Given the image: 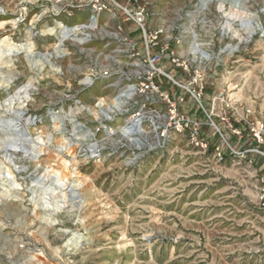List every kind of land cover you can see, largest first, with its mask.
Listing matches in <instances>:
<instances>
[{"label": "rangeland", "instance_id": "obj_1", "mask_svg": "<svg viewBox=\"0 0 264 264\" xmlns=\"http://www.w3.org/2000/svg\"><path fill=\"white\" fill-rule=\"evenodd\" d=\"M0 264H264V0H0Z\"/></svg>", "mask_w": 264, "mask_h": 264}, {"label": "built area", "instance_id": "obj_2", "mask_svg": "<svg viewBox=\"0 0 264 264\" xmlns=\"http://www.w3.org/2000/svg\"><path fill=\"white\" fill-rule=\"evenodd\" d=\"M125 11L128 15V19L133 20L146 34V30H145V19L147 13L146 9L144 7H139L137 8L136 11H130L126 9ZM193 54L197 55L198 53L193 52ZM170 56L168 55V58H170ZM164 57H165L164 51L153 54L148 53V58H147L148 69H146V72H144L143 74H140L139 71H137L138 74H136V75H143L144 76L143 80L139 83V85H133L129 91L128 90L125 91L124 92L125 94H122L121 96L130 101L133 99V97L137 96L138 99L136 100H138V102L137 101L135 102L133 100L136 104V107H170L171 113L174 115V117H176L177 107H183L186 104V96L183 93V91H185L190 93L192 97L196 100V102L199 104V107H202L204 109V105L201 100L202 92L192 90L190 86H182L180 81L176 80L173 76L166 74L163 68L157 67V65H159L162 62ZM201 59L207 60L209 59V57L203 56L201 54ZM172 62L178 64L179 66H185L186 68H188V64L185 61L179 63L180 61L174 58ZM160 75L167 77L168 80L172 82L171 90L163 89L161 84L156 82V77ZM87 79H89V81H87L85 85L92 84L93 81L92 78L88 77ZM174 88L177 89L180 88L183 91L177 92L174 91ZM121 96H118L117 99H120ZM141 121H142L141 119L136 118V121L135 122L133 121L132 123L134 126L133 125L130 126L129 130L126 129V132L127 133L138 132L139 130L136 131V127L138 129L142 125ZM189 125H191V127H196L195 133L192 137V141L197 146H203L204 141L199 137V128L196 122L190 120L182 121L181 119L177 123V128H180L178 130L181 132Z\"/></svg>", "mask_w": 264, "mask_h": 264}, {"label": "bare ground", "instance_id": "obj_3", "mask_svg": "<svg viewBox=\"0 0 264 264\" xmlns=\"http://www.w3.org/2000/svg\"><path fill=\"white\" fill-rule=\"evenodd\" d=\"M87 81H89V79H87ZM100 105H103V103L100 101L99 102V104H98V106H100ZM6 169V168H5ZM12 176V175H11ZM60 181V180H59Z\"/></svg>", "mask_w": 264, "mask_h": 264}]
</instances>
